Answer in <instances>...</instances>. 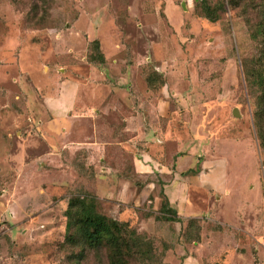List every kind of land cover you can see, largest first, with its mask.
<instances>
[{
    "label": "rangeland",
    "instance_id": "1",
    "mask_svg": "<svg viewBox=\"0 0 264 264\" xmlns=\"http://www.w3.org/2000/svg\"><path fill=\"white\" fill-rule=\"evenodd\" d=\"M261 20L264 0H0V264H110L104 248L64 241L58 211L42 215V226L27 228L20 221L28 232H18L23 246H9L15 225L9 203L20 207L13 197L45 191L79 200L85 195L98 212L126 219L141 236L127 264H181V245L166 231L173 223L161 217L160 173L132 161L142 145H127L132 128L125 118L134 108L128 95L166 98L161 116L171 114L187 133L197 123L201 134L195 135L207 143H227L239 182L258 183L264 193V145L254 119L264 77V41L254 35ZM91 24L107 40L109 50L99 41L107 57L101 63L91 40L85 47L81 37H72L76 31L86 36ZM138 58L144 71L133 67ZM88 63L105 71V78L91 77L81 93L106 107L102 125L78 121L70 147L43 164L18 165L22 146L27 157L36 152L39 88L47 90L68 74L88 75ZM136 73L146 82L142 78L138 91L131 80ZM152 107L140 103L138 110ZM259 116L264 122V114ZM83 142L95 146L86 158ZM49 218L55 229L46 230Z\"/></svg>",
    "mask_w": 264,
    "mask_h": 264
},
{
    "label": "crops",
    "instance_id": "2",
    "mask_svg": "<svg viewBox=\"0 0 264 264\" xmlns=\"http://www.w3.org/2000/svg\"><path fill=\"white\" fill-rule=\"evenodd\" d=\"M92 30L91 24L86 36L82 37L76 31L72 37H81L85 47L88 41L97 37L102 48L109 50L105 34L101 39ZM139 63L140 59L133 67L140 72L144 71L147 66L143 62ZM98 66L88 63V75L68 74L57 83L50 82L47 90H43L45 86L41 85L44 88L42 91L39 88L41 96L34 124L38 135L33 136L37 142L36 152L27 157L26 148L22 146L15 156L18 165L21 163L31 167L38 160L43 164L42 159H52L60 150L70 147L69 140L78 121L94 119L97 126L102 125L99 121H102L106 107L93 104L81 96L92 84L91 77H106L104 69ZM138 74L131 75L136 91L141 86L142 78L145 82V78H139ZM126 101L132 104L131 108L134 107L125 118L127 128H132V136L127 145L132 148L142 145L139 156L133 152V164L146 171H152V166L159 171L157 197L160 198L161 194L166 198L175 212L173 215L180 218L169 220L173 228L166 229L168 239L181 245L180 263L264 264V193L258 191V183L239 182L237 159L231 158V148L227 143H207L202 137H196L195 133L201 134L197 123L193 125V132L187 133L175 123L171 114L166 118L161 116V110L166 109L164 104L168 102L164 97L147 100L143 95L133 94L126 96ZM148 102L153 106L150 110H138L140 103L144 105ZM90 143L93 142H83L86 149L81 148V154L84 158L90 147H95ZM63 162L61 164L64 165ZM87 163L89 167L90 162ZM149 182L156 185L153 180ZM13 198L20 200L22 206L16 207L15 201L9 203L14 214L12 224H15L8 233L10 247L23 246V240L20 239L22 236L18 232L21 235L27 234V228L42 226V215H53L56 211L64 219L63 225L58 228L63 232L68 196L45 191L24 192L19 198ZM0 202L1 207L3 202ZM199 206L202 208L198 209ZM189 218L195 221L188 223ZM23 220L27 228L19 225ZM54 221L53 218L46 220V230L55 229Z\"/></svg>",
    "mask_w": 264,
    "mask_h": 264
},
{
    "label": "trees",
    "instance_id": "3",
    "mask_svg": "<svg viewBox=\"0 0 264 264\" xmlns=\"http://www.w3.org/2000/svg\"><path fill=\"white\" fill-rule=\"evenodd\" d=\"M206 16L210 17L206 14ZM211 18V17H210ZM211 19H215L212 17ZM261 34L264 41V20L257 22L255 26V37ZM98 56V63L105 60L104 54L100 49L99 40H91ZM263 77V76H262ZM257 109L254 111L256 130L260 138V145H264V122H261L259 114H264V77L261 92L257 95ZM258 107H261L258 112ZM161 197L162 195L159 194ZM84 195L82 200L75 196L67 199L64 209L65 226L63 230L64 241L72 244H79L95 249L104 248L110 264H127V255L131 254L133 242L141 240V236L132 228L128 221L120 220L114 216H107L95 209L93 201L87 200ZM92 198V197H90ZM82 201V202H81ZM161 217L164 220H177L173 208L168 204L166 198L162 197L160 202ZM195 221L189 218L188 223Z\"/></svg>",
    "mask_w": 264,
    "mask_h": 264
},
{
    "label": "water",
    "instance_id": "4",
    "mask_svg": "<svg viewBox=\"0 0 264 264\" xmlns=\"http://www.w3.org/2000/svg\"><path fill=\"white\" fill-rule=\"evenodd\" d=\"M181 5H182L183 8H185V3L184 2H182ZM232 112H233V114H239V112H238V110L236 108H234Z\"/></svg>",
    "mask_w": 264,
    "mask_h": 264
}]
</instances>
